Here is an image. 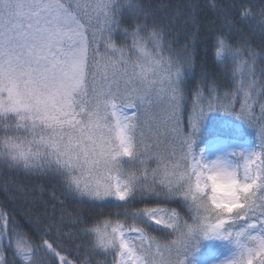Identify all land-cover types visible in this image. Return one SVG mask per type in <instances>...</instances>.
Masks as SVG:
<instances>
[{
	"label": "snow or ice",
	"instance_id": "snow-or-ice-1",
	"mask_svg": "<svg viewBox=\"0 0 264 264\" xmlns=\"http://www.w3.org/2000/svg\"><path fill=\"white\" fill-rule=\"evenodd\" d=\"M217 21L214 57L231 88L212 81L205 95L202 76L189 104L194 56L186 46L173 60L163 25L142 4L0 0L3 162L58 180L66 198L101 212L115 202V222L103 226L63 210L56 218L55 209L43 227L29 219L38 242L0 210V264H186L205 240L230 246L219 264H264V53L250 42L264 44V0L220 7ZM213 112L258 139L228 159L206 160L194 146ZM171 203L188 216L160 206ZM153 226L169 238L152 235ZM69 247L83 249L82 258L70 260L61 251Z\"/></svg>",
	"mask_w": 264,
	"mask_h": 264
},
{
	"label": "trees",
	"instance_id": "trees-1",
	"mask_svg": "<svg viewBox=\"0 0 264 264\" xmlns=\"http://www.w3.org/2000/svg\"><path fill=\"white\" fill-rule=\"evenodd\" d=\"M142 4L149 12L153 13L160 24L164 27L166 46H169L170 55L173 60L180 61L185 55L187 46L194 56V71L187 85V94L189 104L192 99V89L195 88L197 81L204 77L205 95L208 94L207 85L214 81L219 90L223 92L231 88L228 72L222 68L214 57V38L219 30L217 21V11L220 7L228 8L230 4L238 3L240 0H133ZM217 5V10L211 6L212 3ZM260 3L261 0H254ZM234 11V10H231ZM123 24L129 29L132 27V20L125 16ZM195 22V24H194ZM198 27V32L194 28ZM248 29L245 27V32ZM116 44L119 46L123 43V36L117 32L114 36ZM236 42V37L232 38ZM252 45L264 53V44H261L258 37H250ZM257 109V113H258ZM185 115L187 116V110ZM223 121L232 123H241L234 117L219 112L210 113L202 123L199 132L196 134L197 140L194 151L198 152L206 140L213 137H224L226 132L231 130L221 126ZM244 137L248 138L253 145L254 139H258L252 129L243 124L242 130L239 131ZM63 200V206L60 201ZM139 205V203L137 204ZM149 206H156L150 204ZM160 206L177 209L182 216H188V212L179 204L171 203ZM115 202L108 201L105 210L100 211L89 201H76L66 198L62 184L50 176L25 174L22 170L9 169L3 161H0V210L10 214L19 224V230L33 242H38L37 233L33 225L28 221L35 220L39 217L41 227L47 221L50 213L55 209L56 218H59L61 211L64 215H82L89 221L103 226L104 220L115 222L113 209ZM3 221H0L2 224ZM65 229L71 227L65 223ZM155 231L152 235L161 240H167L169 237L166 230L153 226ZM199 245V250L202 245ZM64 254L68 255L70 260L82 258L83 249L78 253L74 247L61 249ZM10 256V253H7ZM198 251L190 256L187 262L197 256ZM93 258V264H95Z\"/></svg>",
	"mask_w": 264,
	"mask_h": 264
},
{
	"label": "rangeland",
	"instance_id": "rangeland-1",
	"mask_svg": "<svg viewBox=\"0 0 264 264\" xmlns=\"http://www.w3.org/2000/svg\"><path fill=\"white\" fill-rule=\"evenodd\" d=\"M221 126L226 129L231 128V130L227 131L224 137H215L204 143L201 149L206 160L228 159L231 152L252 147L250 140L239 132L243 127L242 123L223 121ZM201 149L197 153H200ZM137 242L139 241L137 240ZM202 242L199 255L190 263L186 262V264H219L220 261L230 255L231 249L226 242L218 240H205Z\"/></svg>",
	"mask_w": 264,
	"mask_h": 264
},
{
	"label": "clouds",
	"instance_id": "clouds-1",
	"mask_svg": "<svg viewBox=\"0 0 264 264\" xmlns=\"http://www.w3.org/2000/svg\"><path fill=\"white\" fill-rule=\"evenodd\" d=\"M0 153H4L5 155H0V161H3L4 159H6V153H7V149L4 146L3 142L0 141Z\"/></svg>",
	"mask_w": 264,
	"mask_h": 264
},
{
	"label": "bare ground",
	"instance_id": "bare-ground-1",
	"mask_svg": "<svg viewBox=\"0 0 264 264\" xmlns=\"http://www.w3.org/2000/svg\"><path fill=\"white\" fill-rule=\"evenodd\" d=\"M57 263L59 264V262L57 261Z\"/></svg>",
	"mask_w": 264,
	"mask_h": 264
}]
</instances>
